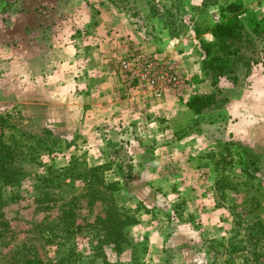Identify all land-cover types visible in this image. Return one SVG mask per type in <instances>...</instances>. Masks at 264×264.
I'll return each mask as SVG.
<instances>
[{"label":"rangeland","instance_id":"374dc122","mask_svg":"<svg viewBox=\"0 0 264 264\" xmlns=\"http://www.w3.org/2000/svg\"><path fill=\"white\" fill-rule=\"evenodd\" d=\"M232 2L241 5L240 20L249 30L264 21V0H0V23L33 13L60 42L75 45V61L69 65L81 80L78 95L69 100L74 119L69 124L31 118L7 103L0 112L14 114L27 131L51 128L62 148L53 153L38 149L39 154L35 149V157L29 158L28 139L0 125L5 142L19 140L17 163L25 174L20 185L2 189L7 198L0 197V264L27 259L42 264H174L169 248L151 251L150 238L140 228H130L132 241L123 249L104 242L106 206L100 204L105 196L94 187L86 194L85 184L86 169L108 161L98 157V150L122 147L121 158L129 162L134 143L167 145L173 133L193 135L192 148L218 162L213 164L218 167L215 186L223 179L230 182L223 192L216 186L224 208L217 211L221 220L189 253L194 264L264 262V235L259 232L264 228V38L258 42L260 63L251 73L241 67L237 81L223 76L214 84L202 68L204 31L222 21L221 9ZM153 5L159 13L170 10L174 19L166 15L163 21L148 9ZM192 57L200 67L193 74ZM98 84L127 101L125 110L133 119L115 129L101 128L100 117L108 111L96 109L99 95L89 91ZM83 93L91 100L84 109L76 98ZM211 94L218 102L201 117L188 107L195 95ZM241 151L256 159L254 166L241 161ZM243 169L251 170L254 181ZM232 246L237 250L231 252Z\"/></svg>","mask_w":264,"mask_h":264},{"label":"crops","instance_id":"0c3cea01","mask_svg":"<svg viewBox=\"0 0 264 264\" xmlns=\"http://www.w3.org/2000/svg\"><path fill=\"white\" fill-rule=\"evenodd\" d=\"M204 37L213 40L208 31ZM75 56V45L60 42L33 13L22 12L7 24L0 23V112L7 103L8 107L37 120L59 118L65 124L74 122L69 100L76 95L81 81L70 70L69 64L75 61ZM195 60L192 57V74L200 69ZM104 85L89 90L90 94L99 95L100 107L96 109L108 111L100 117L101 128L125 125L129 122L126 119H133L131 111L125 110L127 101L116 99L114 92L105 91ZM6 92L10 99L5 100ZM80 96L76 98L82 101L84 109L91 100L85 93ZM192 137L173 133L170 143L163 146L134 143L130 152L134 177L116 193L119 205L134 208L141 205L150 210H142L141 222L131 229L145 231L151 251H159L160 246V251L169 248L175 257L174 264H194L189 253L197 250L195 244L204 240L209 230L220 222L222 214L217 211L224 209L217 201V187L213 184L214 160L208 153L192 148ZM110 151L98 150V157L109 160ZM210 168L213 170L209 171ZM180 201L184 212L181 217L174 210Z\"/></svg>","mask_w":264,"mask_h":264},{"label":"trees","instance_id":"16d2710c","mask_svg":"<svg viewBox=\"0 0 264 264\" xmlns=\"http://www.w3.org/2000/svg\"><path fill=\"white\" fill-rule=\"evenodd\" d=\"M149 3H151V1H149L148 4ZM142 5V7L145 8V3H142ZM148 9L151 13L160 14L163 21L167 18L166 15H168L169 20L174 19V15L170 10L159 13L158 7L155 5L148 6ZM240 9L241 5L236 2L227 4L221 9L222 21L210 25L204 31V33L207 31L211 33L213 40L207 41L203 38L201 39V47L205 52L202 68L205 73L209 74L213 79L214 84H217L218 79L223 76L232 77L234 81H237L238 70L241 67H244L248 73H251L253 67L260 63V57L257 56L258 42L262 41L264 38V21L256 22L254 27L249 30L240 20ZM167 28L171 34H173L171 31L172 27L169 26ZM196 34L199 37V33L197 32ZM217 102L214 94L195 95L188 101L187 105L201 117L204 110H212V106ZM14 118V114H0V125L2 127L7 125V127L15 129L20 133L23 140L28 139L26 147L29 149V158L35 157L33 151L35 149H37V151L38 149H42L49 153H53V151L59 149V136H57L51 128L47 126L43 127L40 133L27 131L20 125L19 120ZM19 118L22 119L23 116L20 115ZM196 122H198V120H195L193 124ZM18 142L19 140H16L14 144H9L4 141L2 136L0 137V197L2 196L4 199L7 197L2 194L3 187H16L20 185L25 175L17 163L21 155L19 154L21 151L17 152L19 148ZM121 151L122 147L116 150L111 149L109 160L103 164L88 167L85 176V184L87 187L86 194L90 193L89 188L94 187L97 192L105 196L100 204L106 206V215L105 217H101L107 229L105 240L103 241L112 244L113 248L116 250L123 249V245L125 246L132 241L129 230L131 227L141 222V211L150 212L145 206L139 205L134 208L119 205L117 203L116 193L124 188L134 177L132 157L129 162H126L121 158ZM240 155L241 161L247 166L255 165L256 159L254 160V158H252L253 156L251 157L248 151H241ZM216 163L218 162H213L214 165H216ZM216 168L218 169V167ZM243 170H245L246 176L254 181L251 170ZM214 171L216 174L215 168ZM110 174H113L115 179L110 180ZM224 180L225 179L219 181L216 185L221 192H223L222 188H224V186L227 187L230 183L228 179H226L225 183L223 182ZM98 186H100V188ZM221 195L223 197V193ZM174 210L179 217L183 215L184 212L181 201L174 205ZM76 227L78 228L79 225ZM259 232L264 235V228L260 229ZM236 250L237 246H232L231 252ZM23 264H42V262L39 259H27ZM262 264H264V262H262Z\"/></svg>","mask_w":264,"mask_h":264}]
</instances>
